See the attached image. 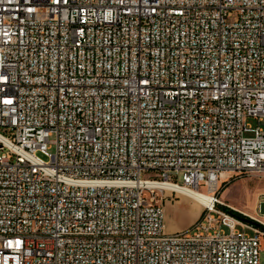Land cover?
Instances as JSON below:
<instances>
[{"label":"built area","instance_id":"obj_1","mask_svg":"<svg viewBox=\"0 0 264 264\" xmlns=\"http://www.w3.org/2000/svg\"><path fill=\"white\" fill-rule=\"evenodd\" d=\"M239 174L264 177V0H0V264H260ZM164 183L211 195L185 231Z\"/></svg>","mask_w":264,"mask_h":264},{"label":"rangeland","instance_id":"obj_2","mask_svg":"<svg viewBox=\"0 0 264 264\" xmlns=\"http://www.w3.org/2000/svg\"><path fill=\"white\" fill-rule=\"evenodd\" d=\"M248 124L255 126V121L248 119ZM246 137L251 136L250 133L245 134ZM53 148L49 152H53ZM46 160L47 158L39 154ZM178 184H182L181 174L177 179ZM220 199L232 208L248 218L253 217L260 220L264 225V209H259V203L264 199V177L255 174H239L233 175L221 189ZM164 211V231L165 233H176L187 230L198 218L202 212V207L189 197H185L181 193L174 194L172 200L165 199L163 202ZM251 214L247 215L246 213ZM237 229L242 231L241 227ZM227 232V228H223ZM247 234L253 235L250 230ZM259 263L264 264V236L260 239Z\"/></svg>","mask_w":264,"mask_h":264},{"label":"bare ground","instance_id":"obj_3","mask_svg":"<svg viewBox=\"0 0 264 264\" xmlns=\"http://www.w3.org/2000/svg\"><path fill=\"white\" fill-rule=\"evenodd\" d=\"M164 186L172 187L176 190V192L181 193L185 197H189L192 200H194L197 204L201 205L203 207L204 204H207L211 200V195L207 194L201 190H197L195 188L186 187V186H180L177 184H171V183H164ZM246 213V212H244ZM247 215H251L246 213Z\"/></svg>","mask_w":264,"mask_h":264},{"label":"trees","instance_id":"obj_4","mask_svg":"<svg viewBox=\"0 0 264 264\" xmlns=\"http://www.w3.org/2000/svg\"><path fill=\"white\" fill-rule=\"evenodd\" d=\"M227 212H229L231 215H234L235 217L239 218V219H242V220H245L247 222H250V223H253L255 225H258L262 230H264V225H261V224H258L257 222H254L252 221L250 218H248L247 216L241 214L240 212L234 210V209H231L229 207H223ZM201 216V213L199 215V217Z\"/></svg>","mask_w":264,"mask_h":264},{"label":"crops","instance_id":"obj_5","mask_svg":"<svg viewBox=\"0 0 264 264\" xmlns=\"http://www.w3.org/2000/svg\"><path fill=\"white\" fill-rule=\"evenodd\" d=\"M197 205H199V204H197ZM199 206H201V205H199ZM259 209H264V205H260Z\"/></svg>","mask_w":264,"mask_h":264}]
</instances>
